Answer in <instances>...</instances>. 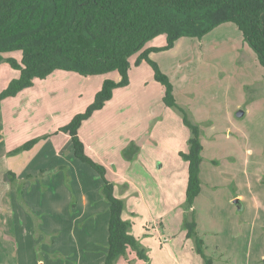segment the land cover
<instances>
[{"label": "rangeland", "instance_id": "obj_1", "mask_svg": "<svg viewBox=\"0 0 264 264\" xmlns=\"http://www.w3.org/2000/svg\"><path fill=\"white\" fill-rule=\"evenodd\" d=\"M161 38L163 47L165 35L152 41L158 45ZM174 44L149 58L168 78L180 109L164 105L163 86L154 81L153 70L144 60L146 64L138 67L142 61L136 63L137 53L129 58L128 83L115 88L103 107L81 122L78 137L88 143L85 154L93 161L102 162L97 161L101 158L108 163L120 157L131 166L138 155L131 145L145 142L148 136L142 132L146 128L148 132L157 127L160 144L171 154L180 148L183 132L177 120H182L183 111L198 126L204 148L200 170L205 179L194 214L201 254L210 264H264L263 69L231 23L219 25L200 40L183 38ZM21 54H3L0 93L20 75L7 59L20 63ZM148 76L161 90L146 84ZM107 80L119 83L121 78L117 72L82 76L55 70L0 100V245H17L25 264H34V257L48 264L53 257L64 264H78L84 250L90 249L83 245H107V229L102 234L99 230L108 216L102 182L88 164L74 157L70 136L61 130L93 104ZM239 111L241 116H237ZM128 131L139 139H130L131 134L122 137ZM95 134H102L96 145ZM128 170L129 166L114 169L117 180L118 173L129 177ZM110 180L114 196L120 194L116 198L123 201L124 188L118 189ZM84 192L89 197L86 205L81 202ZM239 194L242 202L236 197ZM138 214L136 222L141 220ZM185 236L191 239L186 231ZM50 245H66L68 258L53 256ZM150 246L145 249L148 257L162 256L160 245ZM171 250L179 253L172 246Z\"/></svg>", "mask_w": 264, "mask_h": 264}, {"label": "trees", "instance_id": "obj_2", "mask_svg": "<svg viewBox=\"0 0 264 264\" xmlns=\"http://www.w3.org/2000/svg\"><path fill=\"white\" fill-rule=\"evenodd\" d=\"M225 23L236 26L264 72V0H0V61L5 53H22L20 63L7 59L20 75L0 93V100L15 96L35 79L55 70L82 76L117 72L121 78L119 83L105 81L93 104L61 129L70 136L74 157L88 164L102 180V195L109 210L103 264H115L128 250L143 264L151 263L145 249L130 234L131 223L122 219L123 201L114 196L106 168L85 154L77 132L81 122L101 109L115 88L128 83L129 58L137 53L136 63L144 60L152 68L154 80L163 86L164 105L180 109L173 99L171 83L149 54L172 48L180 38L200 40ZM160 35H165V46L145 48ZM181 112L189 130L187 150L180 153L188 163L182 228L194 240L204 264H210L201 254L193 208L201 186L200 131ZM131 147L137 154L138 147Z\"/></svg>", "mask_w": 264, "mask_h": 264}, {"label": "crops", "instance_id": "obj_3", "mask_svg": "<svg viewBox=\"0 0 264 264\" xmlns=\"http://www.w3.org/2000/svg\"><path fill=\"white\" fill-rule=\"evenodd\" d=\"M159 40L162 41L159 42L158 45L154 44L155 41H151L150 43L148 42L149 44L147 45V47H161L164 41L162 38ZM154 54V52L150 53L149 57L152 59V55ZM249 56L251 58L254 57L253 55ZM142 64L146 63L142 61L138 65V67ZM147 79L148 81H146V84L150 83V86H154V89L161 90L156 83L154 84L151 76H148ZM142 84L145 88L146 84ZM126 103H128L127 100ZM179 104L181 105V103ZM177 122L179 129L183 132V136L181 137L182 144L179 149H176L174 151V154H171L168 148L160 144L158 140L159 136L157 134V127L147 132L146 127L149 122H144V125H147L145 126L146 129L144 128L145 131H143L142 133L145 137L146 135L148 137L147 139L145 138V142L142 143L141 146L136 145L138 147V155L136 160L132 161L131 166L128 165L127 162L120 157H116L114 160L110 159L108 163L101 158H98L99 160L97 159V161H102L99 163L106 168L107 176L109 179L111 178L114 181L115 186H118V189L121 187L124 188L123 193L126 196L122 197L124 201V207L121 216L124 220H128L132 223L130 233L137 239L139 244L143 246L144 249H148V247H151L150 245H160L159 247L162 250V256H159V258H156L154 255L149 256L151 264H202V258H200L195 253L194 245H192L191 239L185 238V231H183L182 228L184 212L180 207L183 205L185 200L188 168L187 163L180 159L178 153L180 151L186 150L185 142L189 138V131L186 130L187 128L184 126L180 118L179 120H177ZM101 135L95 134V136L93 137L94 145L99 142V138H101ZM128 136H130V139H139L138 136H135L132 131H128L126 135L122 137L127 138ZM80 138L83 141L85 150H87L89 148L88 143L82 136ZM146 140L150 141V143H147ZM161 148L164 151H162ZM203 153L204 148L202 150L201 157ZM202 165L203 161H201V168ZM128 166L130 169L128 170V172L131 171L128 174L129 177L125 174L121 175V173H118L120 179L117 180L118 176L114 174V169H118V167L120 169L127 168ZM201 175L202 174L200 170V177ZM203 179H205V176L202 175L201 184L204 181ZM124 181L125 183L122 184V182ZM115 191H117V188L115 189ZM201 193L202 189L194 200V214L197 212L196 209L198 200L202 196ZM116 196L120 197V194H117ZM236 197H238L239 201L241 202L244 200L243 195L239 194ZM88 198L89 197L87 196V193H82L81 202L83 203V205L89 203ZM231 198L232 197H230L229 199ZM99 204H101L100 201ZM106 208L108 209V206ZM84 210H88V208H84ZM136 213H139L138 217H141V220H139L138 222L134 220L137 219V217H134ZM196 215L198 216V214ZM197 216L196 218L198 219ZM108 220L109 210L105 222L103 221L102 223H100L101 227L99 226V230H101V234L102 231L105 230V228L107 229ZM153 223H155L156 225L159 224L157 226H159L158 229L161 232H159L158 229L154 228ZM90 233H93V229L90 231ZM107 234H105V236ZM105 238L107 240V236ZM100 239H103V237H101ZM89 241H94V239H90ZM97 244L98 243L94 242L93 245H83L89 246L90 249L84 250L85 253L80 256L77 259L78 261L76 262L78 264H103L105 253L107 251V245L102 244V242L101 245ZM37 246L38 245H36V249L38 248ZM171 246L180 254L186 255V257L181 258L179 256V253L176 254L171 250ZM36 249L34 247L35 256L37 255ZM49 249L51 250V254L53 256L55 255V253L60 254L63 258H68L69 256V250L67 249L66 245H50ZM83 256L88 258L86 259ZM34 258V264H39V262H42L41 264H48V261L37 262V258ZM0 264H25L22 260V255L17 245H0ZM49 264H64V262L58 259L56 260V258L53 257L49 258ZM115 264H143V262L136 257L133 251L128 250L127 254L118 258Z\"/></svg>", "mask_w": 264, "mask_h": 264}, {"label": "water", "instance_id": "obj_4", "mask_svg": "<svg viewBox=\"0 0 264 264\" xmlns=\"http://www.w3.org/2000/svg\"><path fill=\"white\" fill-rule=\"evenodd\" d=\"M243 113L241 112V111H239L238 113H237V116H241Z\"/></svg>", "mask_w": 264, "mask_h": 264}]
</instances>
